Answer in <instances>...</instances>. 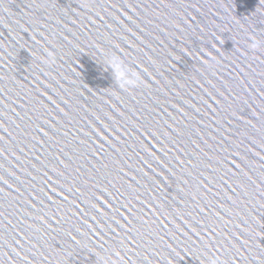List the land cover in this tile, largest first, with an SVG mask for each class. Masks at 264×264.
Masks as SVG:
<instances>
[{"label": "water", "instance_id": "water-1", "mask_svg": "<svg viewBox=\"0 0 264 264\" xmlns=\"http://www.w3.org/2000/svg\"><path fill=\"white\" fill-rule=\"evenodd\" d=\"M0 264H264V0H0Z\"/></svg>", "mask_w": 264, "mask_h": 264}]
</instances>
